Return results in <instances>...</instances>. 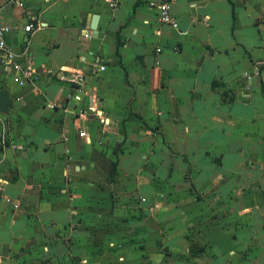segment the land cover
<instances>
[{"label": "crops", "instance_id": "crops-1", "mask_svg": "<svg viewBox=\"0 0 264 264\" xmlns=\"http://www.w3.org/2000/svg\"><path fill=\"white\" fill-rule=\"evenodd\" d=\"M154 1L0 0V264H264V8Z\"/></svg>", "mask_w": 264, "mask_h": 264}, {"label": "built area", "instance_id": "built-area-1", "mask_svg": "<svg viewBox=\"0 0 264 264\" xmlns=\"http://www.w3.org/2000/svg\"><path fill=\"white\" fill-rule=\"evenodd\" d=\"M264 8V0H260ZM11 3L18 6H24V0H11ZM151 5L158 11V19L162 24H167L174 29L178 28V22L172 14V0H160L159 2H152ZM27 33H33L35 31V24L31 23L25 27ZM10 32V28L7 27L1 18L0 13V61L11 72L17 74L20 77L21 85H25L27 82L36 79L35 73L29 68L24 67L18 62V56L8 47L6 42V36ZM86 39L92 38V32L88 31L85 34ZM75 84H80L78 77H74L72 80ZM52 109L54 106H50ZM80 115H84L80 112Z\"/></svg>", "mask_w": 264, "mask_h": 264}, {"label": "water", "instance_id": "water-1", "mask_svg": "<svg viewBox=\"0 0 264 264\" xmlns=\"http://www.w3.org/2000/svg\"><path fill=\"white\" fill-rule=\"evenodd\" d=\"M97 20H98V16L94 18L93 24H92V31L95 34L98 33ZM12 104H13V98L11 97V94L9 93V91L5 89L0 90V112L8 113L12 107Z\"/></svg>", "mask_w": 264, "mask_h": 264}, {"label": "trees", "instance_id": "trees-1", "mask_svg": "<svg viewBox=\"0 0 264 264\" xmlns=\"http://www.w3.org/2000/svg\"><path fill=\"white\" fill-rule=\"evenodd\" d=\"M104 162H105V170H107V172L110 175L111 180H113L115 177L116 165L114 163L109 162L106 159H104Z\"/></svg>", "mask_w": 264, "mask_h": 264}]
</instances>
